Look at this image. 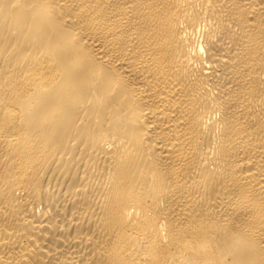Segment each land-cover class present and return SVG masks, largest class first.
<instances>
[{
	"label": "bare ground",
	"instance_id": "obj_1",
	"mask_svg": "<svg viewBox=\"0 0 264 264\" xmlns=\"http://www.w3.org/2000/svg\"><path fill=\"white\" fill-rule=\"evenodd\" d=\"M0 264H264V0H0Z\"/></svg>",
	"mask_w": 264,
	"mask_h": 264
}]
</instances>
